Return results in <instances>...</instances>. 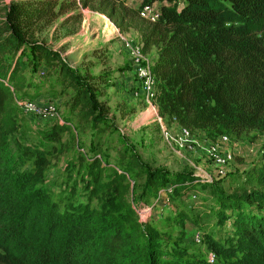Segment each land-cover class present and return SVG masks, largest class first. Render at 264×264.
I'll list each match as a JSON object with an SVG mask.
<instances>
[{"label":"trees","instance_id":"1","mask_svg":"<svg viewBox=\"0 0 264 264\" xmlns=\"http://www.w3.org/2000/svg\"><path fill=\"white\" fill-rule=\"evenodd\" d=\"M35 1L36 8L12 2L0 9V264H208L166 249L155 225L140 224L128 200L134 180H143L142 196L169 184L173 193L184 195L200 181L197 177L147 170L136 155L123 152L109 169L98 159V149L83 166H72L83 170L72 185L64 184L69 197L63 207L50 197L42 170L58 153L53 144L70 128L54 123L42 131L47 148L23 145L13 137L23 131L15 94L35 99L44 96L45 86L52 96L61 89L80 128L89 125L102 136L114 124L95 85L58 51L26 41L21 23L52 14L55 6L61 13L80 4L106 15L122 32L136 30L143 52L156 49L150 72L159 116L214 142L244 131L264 132V0H140L137 8L128 7L127 0H100L99 6L94 0ZM157 2L154 23L140 17L143 6ZM28 67L35 77L25 76ZM262 159L261 166L244 174L243 185L264 182ZM26 160L32 163L29 169ZM79 190L85 201L75 202ZM215 197L218 222H231L232 237L210 248L225 264H264V194L216 192ZM184 219L183 212L170 218Z\"/></svg>","mask_w":264,"mask_h":264},{"label":"rangeland","instance_id":"2","mask_svg":"<svg viewBox=\"0 0 264 264\" xmlns=\"http://www.w3.org/2000/svg\"><path fill=\"white\" fill-rule=\"evenodd\" d=\"M34 1L0 0V9L9 6L12 2H23L36 8ZM100 2L94 0L95 6L101 5ZM126 4L130 8L138 7L136 2L127 0ZM159 7L158 2L154 4L158 13ZM146 21L155 22L147 18ZM21 24L26 41H37L58 51L69 67L95 85L99 100L108 107L109 117L114 124V127L102 136L93 132L89 125L80 128L64 105L68 95H65L66 93L61 89H56V95L52 96L54 91H47L46 86L44 87L42 95L56 101L54 105L58 106L70 128L69 133L61 136L60 143L53 144L58 153L49 158L48 164L42 170V184L48 189L50 197L62 208L69 197L64 190V184L72 185L83 170L77 171L72 166L77 164L83 166L92 159L93 155H96L98 149L101 151L98 159L109 169L114 167L117 153L123 152L136 155L147 170L197 177L200 181L190 185L188 194L173 193L172 189L169 193L173 195L171 197H168L169 194L159 195V191L155 195L142 196L143 180L133 179L135 185L129 191L128 200L140 224L155 225L158 233L163 236L160 241L165 244L166 249L182 251L194 259L205 262L207 256L214 253V264H225L224 259L210 248V245L214 248L219 244L224 245L232 237L231 222L229 220L224 223L218 222L215 214L217 209L215 193L229 195L235 192L256 191L264 194V182L252 181L247 185L242 184L247 171L263 164L264 132L250 130L229 137L231 143L228 150L233 159L227 166L226 175L222 178L214 177L213 182L210 183L197 176L195 169L197 166L209 174L214 172V166L205 154L182 151L181 155L176 156L163 144L152 108L141 90L143 82L139 81L131 57L119 38L121 34L132 47L138 46L142 52L143 65L152 66L156 58V49L143 52L140 35L136 30L122 32L106 15L92 10L91 7L82 8L80 4L68 7L61 13H58V6H55L52 14H42L32 22ZM24 74L26 77L36 76L32 67H28ZM121 86L127 95H119ZM128 92L132 93L133 99L130 100ZM15 98L23 99L18 93ZM17 109L23 131L13 137L28 147H42V149L49 147L44 144L40 133L52 124L40 121L18 106ZM194 135L199 143L204 142L202 132ZM31 166V161L26 160L25 169ZM131 176L129 173L128 177ZM79 192L75 202L85 201L83 190ZM91 204L94 206L96 203L92 201ZM143 209L149 210L140 219L137 212ZM180 212L186 214V219L182 223L172 222L171 216H177ZM196 233L200 234L199 243L195 242Z\"/></svg>","mask_w":264,"mask_h":264},{"label":"built area","instance_id":"3","mask_svg":"<svg viewBox=\"0 0 264 264\" xmlns=\"http://www.w3.org/2000/svg\"><path fill=\"white\" fill-rule=\"evenodd\" d=\"M136 2L138 4L140 0H128ZM155 4V3H154ZM154 4L145 5L140 9V17L144 19H149L154 22L159 17V13L154 8ZM120 41L124 44L127 49L129 56L131 57L132 63L135 67L137 77L139 81L143 82L141 90L146 95L147 103L152 108L154 113V121L157 123L160 136L163 144L170 150L171 153L176 156L181 155L182 151L187 153H197L201 152L206 155V157L211 161L214 166V172L212 174L207 173L200 167H195L197 176L205 179L206 181L212 183L214 177L222 178L226 175L227 166L232 161L233 157L228 147L230 145V139L227 136H220L214 142L204 140V142L199 143L196 136L192 134L187 128L178 125L174 120L171 123H165L164 119L159 116L156 106L153 104V98L156 92L155 78L150 72L149 65H143V56L141 49L138 46L132 47L127 41L125 36L119 34ZM13 91V89L11 88ZM16 95V94H15ZM16 105L23 109L25 112L36 116L42 122H48L51 124H66L62 117V113L58 106L54 105L55 100L48 99L46 96H41L35 99H22L18 100L15 98ZM202 179V180H203ZM131 188L133 187V182L130 181ZM173 187L172 185H167L164 189L159 190V195H167L171 193ZM194 197V196H193ZM149 209H143L139 214L140 219L147 214ZM200 234H195V242H200ZM215 255L210 253L207 256V263L214 264Z\"/></svg>","mask_w":264,"mask_h":264},{"label":"crops","instance_id":"4","mask_svg":"<svg viewBox=\"0 0 264 264\" xmlns=\"http://www.w3.org/2000/svg\"><path fill=\"white\" fill-rule=\"evenodd\" d=\"M67 53H68V52H67ZM67 53H66V54H67ZM119 90H120V93H119V95H120V94H122V95H123V94L127 95V94H126V92H124V90H123L122 86H121V87H119ZM128 94H129V96H130V100H131V98H132V93L130 94V93L128 92ZM132 99H133V98H132Z\"/></svg>","mask_w":264,"mask_h":264}]
</instances>
